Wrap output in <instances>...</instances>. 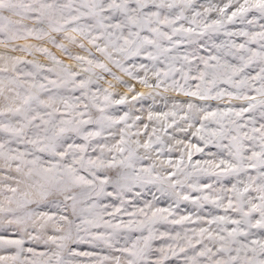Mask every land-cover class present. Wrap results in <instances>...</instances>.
Returning <instances> with one entry per match:
<instances>
[{
  "label": "snow or ice",
  "instance_id": "6c2138e0",
  "mask_svg": "<svg viewBox=\"0 0 264 264\" xmlns=\"http://www.w3.org/2000/svg\"><path fill=\"white\" fill-rule=\"evenodd\" d=\"M0 264H264V0H0Z\"/></svg>",
  "mask_w": 264,
  "mask_h": 264
},
{
  "label": "rangeland",
  "instance_id": "374dc122",
  "mask_svg": "<svg viewBox=\"0 0 264 264\" xmlns=\"http://www.w3.org/2000/svg\"><path fill=\"white\" fill-rule=\"evenodd\" d=\"M152 191L154 192L155 189H153ZM157 195H158V193H157ZM143 199L151 200L152 199V194L149 193V192H145ZM164 204L167 205V203H165L164 200L161 199L160 206L164 207ZM207 207L210 208L211 206L209 205ZM185 208H187V207L182 204L181 205V212H182V214H183V209H185ZM83 247H84L85 250H88V246L87 245H85Z\"/></svg>",
  "mask_w": 264,
  "mask_h": 264
},
{
  "label": "bare ground",
  "instance_id": "6f19581e",
  "mask_svg": "<svg viewBox=\"0 0 264 264\" xmlns=\"http://www.w3.org/2000/svg\"><path fill=\"white\" fill-rule=\"evenodd\" d=\"M143 200H146V199H142V200L139 202V203L141 204V206H142V204H143ZM162 200H164V202L168 204V201H167L166 199H163V198H162ZM183 205L186 206L187 208H190V207H191L190 205H185V204H183ZM164 207H167V205L164 204Z\"/></svg>",
  "mask_w": 264,
  "mask_h": 264
}]
</instances>
